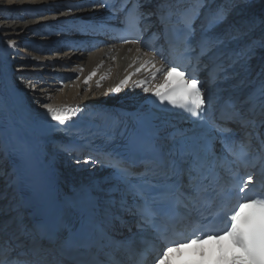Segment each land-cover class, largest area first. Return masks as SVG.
Listing matches in <instances>:
<instances>
[{
  "label": "bare ground",
  "instance_id": "1",
  "mask_svg": "<svg viewBox=\"0 0 264 264\" xmlns=\"http://www.w3.org/2000/svg\"><path fill=\"white\" fill-rule=\"evenodd\" d=\"M83 1L0 0V225L8 230H33L44 201L54 197L66 206L106 175L88 167L86 154L66 136H48L22 123V102L43 111L49 104L135 109L149 92L139 83L148 77L137 45L109 44L90 53L55 46L61 35L54 29L63 18L95 9L77 6ZM224 1L238 7L235 15L211 32L204 26L199 31L208 32L218 54L234 62L231 88L249 100L264 88V0ZM53 190L59 195H47Z\"/></svg>",
  "mask_w": 264,
  "mask_h": 264
},
{
  "label": "snow or ice",
  "instance_id": "2",
  "mask_svg": "<svg viewBox=\"0 0 264 264\" xmlns=\"http://www.w3.org/2000/svg\"><path fill=\"white\" fill-rule=\"evenodd\" d=\"M197 6H200V0H197ZM194 12L195 10H187L184 13V24L189 32L194 33ZM224 15L221 11L214 13L208 23L211 27L208 32H211L219 26L220 23L224 22ZM139 17L133 16L130 19V23H138ZM208 32H202L201 47L207 46ZM125 43L129 41L125 40ZM135 43V41H132ZM139 51V49L137 50ZM151 62V61H150ZM184 67L183 65H177L172 67L168 71V78L165 80L162 86H159L155 92L154 96L158 98L160 102L167 101L175 108H180L190 113L192 116L202 118L203 114L206 113L205 105L211 103V98L207 100L205 98V92L199 86L200 82L197 79L188 80L185 78V72L179 71V68ZM187 71V69H185ZM157 71H163V69H157ZM173 74L180 77L177 82H173ZM96 72L93 71L87 78L85 83L90 81ZM191 76H195L194 72L189 73ZM130 80V76L125 77L121 81L122 85H126ZM140 86L143 87L144 91H150L146 86L147 81L139 82ZM119 90V89H117ZM260 96L264 97V88L260 90ZM48 114L55 121L60 124H64L66 121L72 119L76 115L75 111L70 106H63L60 108L53 107L52 105H46ZM233 120H241V116L238 110L233 108L232 116ZM230 131V130H229ZM235 154V153H234ZM242 156H246L247 152L241 148ZM202 167V165L200 166ZM126 171V170H125ZM190 178L193 190L195 192V197L187 196L184 192L180 191L179 184L182 183L183 176L177 172H173L168 178L172 181V186L168 191L160 192L158 195L162 198H175L176 200H182L187 198L192 200L193 203H199L204 201L207 189L202 187L200 183V172L193 175L191 172L187 173ZM253 175H247L246 179H242L241 183L234 185L235 196L237 197V203L234 207L229 208L224 206L222 212H218L217 216L222 219V228H210L207 231L203 229H197L193 231L190 235L173 234L169 232H160L156 225V213L152 207V203L146 198L143 190H138L137 195L140 197L141 203L137 206V212L141 217L144 224L152 227L159 233V238L167 250H162V255L157 258V264H159L160 259H165L168 253L172 251V246L179 247L183 242H191L193 239L201 238H220L223 239L225 236L231 237L232 240L242 248L257 264H264V199L250 198L244 195L245 190L249 188V185L253 182ZM232 194V188L228 185L219 183L216 189V196L220 197V202L224 203L227 198ZM243 201V202H241ZM252 209V212L241 220V213L244 209ZM215 233V236L212 235ZM102 235L104 233L102 232ZM7 253L5 259L0 261V264H33L30 260H22L17 257H12L9 250H5Z\"/></svg>",
  "mask_w": 264,
  "mask_h": 264
},
{
  "label": "rangeland",
  "instance_id": "3",
  "mask_svg": "<svg viewBox=\"0 0 264 264\" xmlns=\"http://www.w3.org/2000/svg\"><path fill=\"white\" fill-rule=\"evenodd\" d=\"M237 8H238V7H237ZM237 8H236V6H235V8H234L233 11H232L233 13H232V12H231V13L235 15L234 12H235V10H236ZM232 14H231L230 16H233ZM31 41H32V40H31Z\"/></svg>",
  "mask_w": 264,
  "mask_h": 264
}]
</instances>
